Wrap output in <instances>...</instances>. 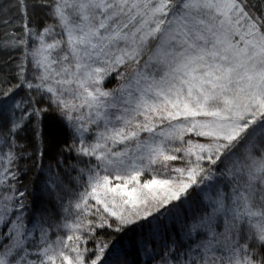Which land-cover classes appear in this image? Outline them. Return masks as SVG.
<instances>
[{
    "label": "snow or ice",
    "instance_id": "snow-or-ice-1",
    "mask_svg": "<svg viewBox=\"0 0 264 264\" xmlns=\"http://www.w3.org/2000/svg\"><path fill=\"white\" fill-rule=\"evenodd\" d=\"M0 264H264V0H0Z\"/></svg>",
    "mask_w": 264,
    "mask_h": 264
}]
</instances>
